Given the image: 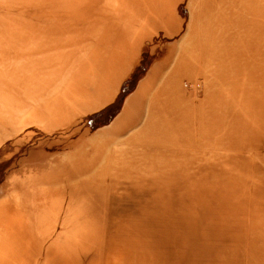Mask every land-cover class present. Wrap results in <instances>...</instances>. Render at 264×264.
I'll return each mask as SVG.
<instances>
[{"label": "rangeland", "instance_id": "374dc122", "mask_svg": "<svg viewBox=\"0 0 264 264\" xmlns=\"http://www.w3.org/2000/svg\"><path fill=\"white\" fill-rule=\"evenodd\" d=\"M10 1L0 0V19L21 15L24 30L31 29L34 33L26 37L24 44L35 37L47 42L49 38L44 32L47 29L52 37L57 32L58 44L37 54L35 59L39 60H27L31 49L23 45L18 46L23 55L20 58L11 54L10 60H0V90L16 94L30 91L49 95L59 93L58 90L62 93L56 101L46 98V107L49 115L55 101V109L62 107L66 113L62 116L67 124L57 130L60 121L46 117V123L51 125L45 129L31 127L21 135L0 138V199L6 194L13 203L22 204L30 198L31 202L41 203L32 208L31 214L37 215L35 219L58 221L50 233L52 239L39 244L45 254L55 255L50 264H264L261 130H256L255 136L248 140H243V133H239L237 141H230V133L236 130H224L223 134L229 137L217 138V142L223 140V155L210 162L212 165L206 164L208 176H184L187 167L177 161L170 164L172 169L158 171L162 174L158 176L151 171L152 162L136 158L121 162V170L107 171L103 167L106 163L101 161L103 147L93 145L90 140L102 127L99 122L109 119L107 113L86 115L71 122L86 114L80 112L92 110L86 106L93 95V99L100 101L95 109L100 110L105 92L109 90L113 95L122 84L93 82L97 78L102 80L107 73L99 59L103 47L112 49L117 46L114 43L127 44L125 50L112 52H125L129 68L141 52L145 53L133 78L119 90L118 96L125 95L148 70L154 53L158 52L156 44L161 47L167 41L181 42L184 34L203 46L208 43L218 1L42 0L37 9L36 3H32L26 10L22 5L20 10L16 9L18 4L11 6ZM62 2L67 3L62 6ZM228 17L237 19L235 14ZM234 27L223 25L221 17L220 25L212 26L219 33L222 41L219 44L231 41L225 33ZM172 34L175 39L170 37ZM95 45H100L101 50ZM232 49L245 51L237 43ZM165 53V49L160 50L157 56L164 57ZM43 65L47 78L45 86L39 87ZM220 70V65L216 66V72ZM217 86V93L227 96L222 100L225 107L229 102L226 93L234 87L230 83ZM245 86L244 80L239 89ZM183 89L196 92L199 100L206 86L200 81L186 80ZM215 91L212 88L211 92ZM120 100L122 97L118 98L116 108ZM40 101V97L34 99L36 103ZM70 104L74 108L66 110ZM115 107L112 105L113 112ZM231 116L235 118V114ZM224 120L230 122V114H224ZM227 125L231 127L230 123ZM96 138H102V130ZM230 146L240 153L253 150L254 168L248 158L231 154ZM162 156L171 159L170 154ZM17 190L20 193L13 198ZM61 233L67 234V239L54 241ZM9 245V253L1 264H20L17 255L22 248L21 240L10 241ZM18 256H22L21 252Z\"/></svg>", "mask_w": 264, "mask_h": 264}, {"label": "crops", "instance_id": "0c3cea01", "mask_svg": "<svg viewBox=\"0 0 264 264\" xmlns=\"http://www.w3.org/2000/svg\"><path fill=\"white\" fill-rule=\"evenodd\" d=\"M213 1L217 3L218 0ZM249 1L252 9L249 8L250 11L246 13L249 15L245 21L247 26H242L244 21L241 23L237 21V28L234 27L232 31L225 33L231 41L223 42V45L218 43L222 42L219 41V33L212 30L213 20L212 32L205 46L200 42L191 41V36L187 37L186 34L183 35L184 40L181 42L167 41L166 45L163 44L166 47L163 45L160 47L161 44L155 43L159 55L160 50H166V53L162 54L164 57H158V52L154 53L155 56L148 70L137 78L133 90L125 95L118 96L122 87L123 89L125 87L122 84L128 83L133 78L132 74L140 65L145 53L141 52L129 68L125 52L122 54L112 52L115 49L125 50L127 44L114 43L117 46L112 49L103 47L99 59L103 67H106L104 70L107 73L103 75L102 80L97 78L93 82L118 81L122 84L114 93L116 95L113 101L111 98L114 94L112 95L109 90L105 92L106 96L102 98L101 104L103 108L100 110L95 109V105L100 101L93 99L95 96L93 95L90 104L86 106L92 110L89 112L83 110L86 112L80 113L86 114L78 116L71 122L79 120L82 116H94L96 113L109 115L108 120L99 122L98 126L102 125V127L94 132L90 140L93 145L103 147L101 161L106 162L103 167L108 168L107 171L121 170V162L128 163L130 158H136L144 163L145 160L152 162L151 171L156 173L162 169H172L173 166L170 167V164L177 161L187 167L184 176L186 174L188 177L208 176L206 164L218 160L223 155V140L222 143L217 140L228 136L223 134L224 130L228 129L236 130L230 133V141H237L239 133H243L241 134L243 140H248L255 136L256 130H261L263 146L261 155L264 161V0ZM254 11L258 13H254L253 17L251 13ZM171 36L174 37V34ZM212 40L215 41L211 42ZM234 43L244 46L245 51L232 49ZM96 48L101 50L100 45ZM112 58L117 62L114 63ZM216 60L220 61L217 65ZM218 65L221 70L217 73ZM46 78L47 68L43 65L39 74V87L45 86ZM186 80L205 84L204 95L200 96L199 100L196 92L183 89ZM244 80L246 86L241 90L239 86ZM228 83L234 89L226 93L229 102L227 101L228 104L224 107L222 100L227 96L219 95L216 88L217 85ZM209 86L211 89L207 90ZM212 88L216 91L211 92ZM238 89L241 91H237ZM58 92L49 95L42 92L41 95V93L32 94L30 91L16 94L12 91L0 90V138L21 135L31 127L45 129L47 125H51L46 123L47 118L54 117L56 121H60L57 130L67 124L63 120L62 113H66L62 107L55 109V101L62 94L60 90ZM37 97L42 98V101L34 102ZM48 97L55 98L53 110L49 115L46 107ZM120 97L122 100L116 108L115 104ZM112 105L116 108L114 112ZM72 108L74 107L70 104L66 110ZM224 114L225 116L230 114V122L224 120ZM231 114H235V118H231ZM239 121L244 122L239 123ZM227 123H230V128ZM238 124L241 125L237 126ZM100 130H102V138L98 140L96 135ZM208 138H216V141L212 142ZM129 148L130 150L127 151ZM228 149L236 157L248 158L251 160L248 161L249 164L254 165L253 150L240 153L235 146H230ZM169 154L171 159H163L162 155L168 157ZM19 193L17 190L12 195L13 198ZM35 205L41 206V203L36 204L28 198L22 204H15L6 194L0 199V264L9 253L11 248L9 242L14 240L22 242L20 251L22 256H18L20 252L17 255L20 264H50L54 259L55 255L52 252L45 254L39 244L48 241V238L52 239L50 233L56 229L58 221L35 219L34 217H37L35 212L34 216L31 214ZM68 222L66 221V224ZM64 238L67 239V234L61 233L54 241H63Z\"/></svg>", "mask_w": 264, "mask_h": 264}, {"label": "bare ground", "instance_id": "6f19581e", "mask_svg": "<svg viewBox=\"0 0 264 264\" xmlns=\"http://www.w3.org/2000/svg\"><path fill=\"white\" fill-rule=\"evenodd\" d=\"M41 2L42 0H12L10 1V5L15 6L18 4L16 8L18 10L21 9V5H22L23 6L22 9L26 10V7L28 5H31L32 3H36V5L34 6H36L37 9L38 4H40ZM66 3L67 2H62V6H64ZM218 3L219 5L215 13L216 18L214 17L212 21L213 27H217L220 25V17L223 25H232L237 27L238 26L237 21H239V23L244 21L242 23L244 25L242 26L243 27L247 26V23L245 21L246 19H248L249 15H247L246 13L249 10V8L250 10L252 9L249 0H244L242 2L234 1V0H226V1L218 0ZM54 6L49 7L46 10L53 8ZM254 13L256 14L258 12L254 11L253 13H251V16L254 17L255 15ZM230 14H235L237 16V19L235 20L228 17V15ZM20 16L21 15H19V17L16 18L7 17L4 19H0V60L9 59L11 54H13L14 57L20 58L22 52H20L18 46H22V45L23 47L25 46L27 49L28 48L31 49V51L27 53V56H29V59L27 60L30 61L39 60V59H35L37 54H41L46 49L55 47V45L58 44L56 38L57 32L55 31L56 32L54 34L55 36L52 37L51 36L52 32L48 29L44 31L49 38L47 42H43L38 37H35L34 40H32V42L29 41V44H24L26 42V37L29 35H33L34 33L31 29L24 30L25 24ZM217 20H219V22ZM44 32H42L41 34H43ZM38 39L40 40V42L38 44H35V42ZM30 42L33 44L32 46Z\"/></svg>", "mask_w": 264, "mask_h": 264}]
</instances>
